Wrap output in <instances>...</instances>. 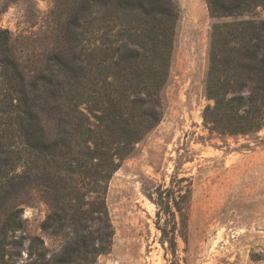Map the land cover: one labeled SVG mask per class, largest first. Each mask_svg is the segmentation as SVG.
<instances>
[{
	"label": "trees",
	"instance_id": "16d2710c",
	"mask_svg": "<svg viewBox=\"0 0 264 264\" xmlns=\"http://www.w3.org/2000/svg\"><path fill=\"white\" fill-rule=\"evenodd\" d=\"M206 2L213 24L205 93L213 105L204 123L221 138L256 135L264 129V0ZM55 4L53 47L32 69L24 66L11 31L0 29V264H20L25 238L17 233L25 228L16 198L39 186L52 209L42 231L73 235L63 264H95L108 253L109 183L162 120L161 92L180 13L176 0ZM164 193L156 199L158 216L171 217L173 225L160 231L176 256V232L187 227L189 201L184 195L164 202ZM90 222L100 223L97 235ZM44 246L31 238L30 256L45 260L39 253Z\"/></svg>",
	"mask_w": 264,
	"mask_h": 264
},
{
	"label": "rangeland",
	"instance_id": "374dc122",
	"mask_svg": "<svg viewBox=\"0 0 264 264\" xmlns=\"http://www.w3.org/2000/svg\"><path fill=\"white\" fill-rule=\"evenodd\" d=\"M176 2L180 13L161 92L162 120L109 183L112 244L95 264H264V129L221 138L205 125L203 113L213 105L205 93L213 21L206 0ZM56 10L55 0H0V29L11 31L29 69L50 54ZM46 191L28 188L16 198L25 228L17 233L25 238L20 264H63L64 247L73 237L42 231L52 210ZM159 192L171 204L188 196V224L176 232V256L160 231L173 219L158 216ZM1 203L0 222L5 219ZM88 225L95 235L101 230L99 222ZM33 237L45 242L39 250L45 260L30 256Z\"/></svg>",
	"mask_w": 264,
	"mask_h": 264
}]
</instances>
